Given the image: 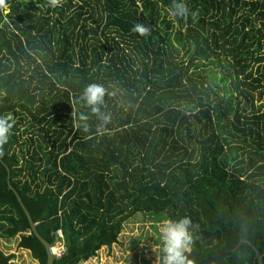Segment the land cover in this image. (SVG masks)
Listing matches in <instances>:
<instances>
[{"label": "trees", "instance_id": "16d2710c", "mask_svg": "<svg viewBox=\"0 0 264 264\" xmlns=\"http://www.w3.org/2000/svg\"><path fill=\"white\" fill-rule=\"evenodd\" d=\"M183 2L195 20L169 18L172 0L0 6V115L14 120L0 239L18 237L36 264L46 252L8 177L39 234L63 246L53 264L110 248L136 213L188 215L193 264H258L253 247L264 263V0ZM90 83L112 93L102 134L75 103ZM13 259L0 251V264Z\"/></svg>", "mask_w": 264, "mask_h": 264}, {"label": "clouds", "instance_id": "9594fccd", "mask_svg": "<svg viewBox=\"0 0 264 264\" xmlns=\"http://www.w3.org/2000/svg\"><path fill=\"white\" fill-rule=\"evenodd\" d=\"M58 0H49L47 7H56ZM0 6H4V0H0ZM169 18L183 20L187 23L189 15L195 20L197 13L189 12L187 5L183 0H172L171 6L167 9ZM134 31L140 34H146L147 29L140 25H135ZM111 96L104 85L99 83L87 84L76 98L75 103H80L95 117L97 126L95 132L102 134L106 126L111 121V114L103 111L105 96ZM72 106V105H71ZM71 119L75 122V127L82 129L84 132L89 131L87 123L89 116L80 112L78 109L71 111ZM14 125L13 117L0 115V146L6 144ZM3 153L0 152V156ZM159 236L156 244L158 252V264H193L190 259V253L197 241L193 231V221L188 215L166 216L158 221L155 225Z\"/></svg>", "mask_w": 264, "mask_h": 264}, {"label": "rangeland", "instance_id": "374dc122", "mask_svg": "<svg viewBox=\"0 0 264 264\" xmlns=\"http://www.w3.org/2000/svg\"><path fill=\"white\" fill-rule=\"evenodd\" d=\"M261 98V102H264V93ZM158 221L160 220L149 214L136 213L124 223L118 243L110 248H100L94 257L80 264H142L143 259L157 263L156 244L159 236L155 225ZM17 242L18 237L10 240L0 239V251L4 254H14L13 264H36L27 250L16 247ZM53 247L58 258L63 252V246L56 243Z\"/></svg>", "mask_w": 264, "mask_h": 264}, {"label": "water", "instance_id": "95a60500", "mask_svg": "<svg viewBox=\"0 0 264 264\" xmlns=\"http://www.w3.org/2000/svg\"><path fill=\"white\" fill-rule=\"evenodd\" d=\"M5 12H7V11H5ZM5 168H6V170H7V172H8V168H7V166H5ZM7 180H8V186H9V188L10 189H12L13 191H14V194H15V196H16V199H17V201H18V203H19V205H20V207H21V209H22V211H23V213H24V215H25V217H26V219H27V222H28V225H29V229H30V232L32 233V235L39 241V243L44 247V249H45V252H46V256H47V258H46V264H53V261L55 260V259H57V255L55 254V250H54V247L53 246H51L40 234H39V232L37 231V229H36V223L32 220V218H31V216H30V214H29V212H28V210L26 209V207L24 206V204L22 203V201H21V198H20V196L17 194V192L12 188V186L10 185V183H9V177L7 178ZM241 242H246V243H248L249 245H251L252 246V244L248 241V240H246V239H241L240 240ZM253 247V246H252ZM253 249H254V251H255V257H256V259H257V262H258V264H264L263 262H262V260H261V255L259 254V252H258V250L256 249V248H254L253 247Z\"/></svg>", "mask_w": 264, "mask_h": 264}, {"label": "built area", "instance_id": "2783aa9c", "mask_svg": "<svg viewBox=\"0 0 264 264\" xmlns=\"http://www.w3.org/2000/svg\"><path fill=\"white\" fill-rule=\"evenodd\" d=\"M58 236H60L61 237V235H60V233L58 232Z\"/></svg>", "mask_w": 264, "mask_h": 264}, {"label": "crops", "instance_id": "0c3cea01", "mask_svg": "<svg viewBox=\"0 0 264 264\" xmlns=\"http://www.w3.org/2000/svg\"><path fill=\"white\" fill-rule=\"evenodd\" d=\"M59 232V231H58ZM60 233V232H59ZM29 252V251H28Z\"/></svg>", "mask_w": 264, "mask_h": 264}]
</instances>
